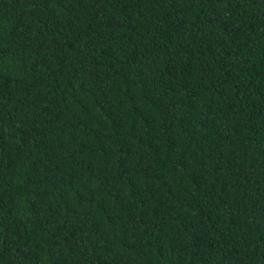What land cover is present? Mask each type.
I'll use <instances>...</instances> for the list:
<instances>
[{
  "label": "trees",
  "instance_id": "trees-1",
  "mask_svg": "<svg viewBox=\"0 0 264 264\" xmlns=\"http://www.w3.org/2000/svg\"><path fill=\"white\" fill-rule=\"evenodd\" d=\"M0 264H264V0H0Z\"/></svg>",
  "mask_w": 264,
  "mask_h": 264
}]
</instances>
